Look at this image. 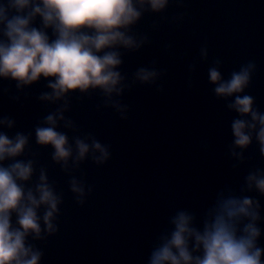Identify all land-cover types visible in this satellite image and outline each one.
Listing matches in <instances>:
<instances>
[{"label": "water", "instance_id": "obj_1", "mask_svg": "<svg viewBox=\"0 0 264 264\" xmlns=\"http://www.w3.org/2000/svg\"><path fill=\"white\" fill-rule=\"evenodd\" d=\"M136 6L140 16L121 29L133 45L99 53L119 54L118 93L90 87L43 99L52 95L54 78L18 86L0 77V133L27 137L21 154L0 166L31 161L30 178L20 182L25 192L38 196L43 174L59 198L55 231L41 219L40 237L29 234L26 243L41 252L39 264H150L171 239L179 213L202 233L225 201L247 198L258 218L240 217L236 227L238 234L250 222L259 229L264 264V193L249 180L264 178V151L255 131L247 146L235 145L233 121L251 117L230 107L237 95H247L264 114V0H167L158 11ZM30 26L55 39L39 15ZM0 40H7L2 31ZM242 68H249L244 90L218 96L210 70L227 81ZM142 70L154 75L141 80ZM49 115L72 147L66 163L53 159L51 145L36 142V129L49 126ZM76 140L89 145L83 159H76ZM93 142L106 149V159H98ZM73 182L81 192L73 191ZM46 208L41 205L38 216ZM11 220L16 226L14 213ZM194 244L190 237L189 252L202 257Z\"/></svg>", "mask_w": 264, "mask_h": 264}, {"label": "clouds", "instance_id": "obj_2", "mask_svg": "<svg viewBox=\"0 0 264 264\" xmlns=\"http://www.w3.org/2000/svg\"><path fill=\"white\" fill-rule=\"evenodd\" d=\"M148 3L152 10L163 9L167 0H0V31L6 42L0 40V77H10L20 84H30L40 77H52L54 82L51 96L43 99L60 98L70 90L84 91L88 88L102 89L106 94L119 92L117 87L121 77L115 67L121 63L115 51L103 50L117 45L130 47L133 41L125 35L127 27L140 16L137 4ZM39 15L44 28L51 27L55 39L43 30L31 27L32 20ZM154 73L140 72L141 80H148ZM210 81L216 83L214 91L218 96H232L241 93L249 82V68L234 72L227 81L221 79L216 69L209 72ZM253 99L247 95H237L230 105L241 116L250 115L251 122L237 119L232 123L235 145L247 146L255 131L256 139L264 151V114L252 108ZM5 121L0 120V124ZM9 126L11 122L9 121ZM48 127L36 129V142L51 145L53 159L67 162L72 155V147L67 136L56 130V119L46 118ZM257 125H259L257 130ZM27 137L17 134L9 139L0 133V162L21 154ZM76 159H83L89 152V145L76 140ZM91 148L100 153L99 160L106 159L108 153L98 142ZM32 174L31 161L15 162L8 167L0 166V264H39L41 252L26 243L29 234L40 237V221L46 230L55 231L51 223L57 211L59 198L44 183L37 187L38 196L31 190L25 192L21 181H27ZM255 181L256 187L264 193V178ZM73 191L82 190L75 186ZM253 201L229 199L218 209L212 222L206 223L202 233L190 227L191 217L179 213L174 219L175 231L162 247L152 255L150 264H262V250L256 246L260 231L254 223H248L238 234L236 222L240 217L258 216L252 210ZM46 205L41 218L37 210ZM16 216L15 225L11 217ZM194 237V250L202 248V257H193L188 250V241ZM175 249V251H173Z\"/></svg>", "mask_w": 264, "mask_h": 264}]
</instances>
